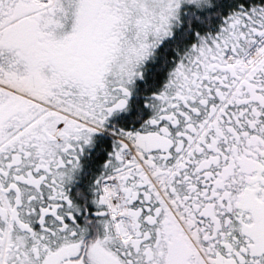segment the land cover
I'll return each instance as SVG.
<instances>
[{"label":"snow or ice","instance_id":"1","mask_svg":"<svg viewBox=\"0 0 264 264\" xmlns=\"http://www.w3.org/2000/svg\"><path fill=\"white\" fill-rule=\"evenodd\" d=\"M0 264H264V0H0Z\"/></svg>","mask_w":264,"mask_h":264}]
</instances>
